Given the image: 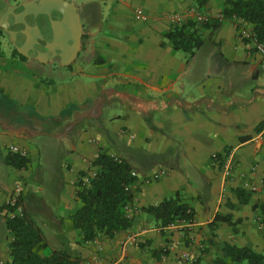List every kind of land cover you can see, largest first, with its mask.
Returning <instances> with one entry per match:
<instances>
[{
  "label": "crops",
  "instance_id": "1",
  "mask_svg": "<svg viewBox=\"0 0 264 264\" xmlns=\"http://www.w3.org/2000/svg\"><path fill=\"white\" fill-rule=\"evenodd\" d=\"M226 5L91 0L67 58L0 59V205L21 182L24 212L48 250L70 251L84 264H189L184 253L216 264V245L225 244L264 255L263 56L248 44L252 25L226 17ZM176 12L188 21L209 16L198 23L203 45L191 58L166 37ZM13 145L27 152L26 166L7 162ZM101 153L136 172L132 225L85 241L73 221L78 183ZM177 193L195 222L159 227L144 208ZM6 219L0 213V264L11 260Z\"/></svg>",
  "mask_w": 264,
  "mask_h": 264
},
{
  "label": "trees",
  "instance_id": "2",
  "mask_svg": "<svg viewBox=\"0 0 264 264\" xmlns=\"http://www.w3.org/2000/svg\"><path fill=\"white\" fill-rule=\"evenodd\" d=\"M226 17H236L253 27L258 39L264 42V0H227ZM175 49L187 52L191 57L203 45L198 22L189 20L173 26L166 34ZM14 55L27 56L16 48ZM7 162L17 167L26 166L28 159L18 153H10ZM97 174L89 184L82 178L78 183L77 199L80 207L73 216L74 226L81 230L85 241H95L102 236L113 238L132 225L128 207L134 201L132 165L116 160L111 154L101 153L95 161ZM264 213V207L261 208ZM153 214L162 228L187 227L195 222V210L184 202L181 195L164 199L157 205L144 208ZM218 220L223 219L220 216ZM8 229L13 234L11 260L6 264H84L81 258L64 249L48 250L49 244L41 228L24 213L23 216L7 218ZM221 257L216 264H228L224 258L244 264H264V255L248 247L232 244L216 245ZM167 253V252H166ZM128 264V263H121Z\"/></svg>",
  "mask_w": 264,
  "mask_h": 264
},
{
  "label": "water",
  "instance_id": "3",
  "mask_svg": "<svg viewBox=\"0 0 264 264\" xmlns=\"http://www.w3.org/2000/svg\"><path fill=\"white\" fill-rule=\"evenodd\" d=\"M77 10L66 0H30L9 5L0 1V24L9 31L16 49L41 61L63 60Z\"/></svg>",
  "mask_w": 264,
  "mask_h": 264
},
{
  "label": "built area",
  "instance_id": "4",
  "mask_svg": "<svg viewBox=\"0 0 264 264\" xmlns=\"http://www.w3.org/2000/svg\"><path fill=\"white\" fill-rule=\"evenodd\" d=\"M138 16L140 18H143L144 20H147L149 16L147 14H144L141 11H138ZM198 23H205L209 20V16L204 13H195L193 18ZM188 20L187 18L182 15L181 13H174L171 16V22L174 26L177 25H182L186 23ZM246 37L248 38V44L251 45V47L260 53L263 56V67H264V42L260 41L257 37V35L254 33V31H250L246 34ZM11 151L13 153H18L24 157L27 156V152L25 150H21L18 146H11ZM116 160L121 161L122 159L116 156H113ZM232 169V164L231 162L227 164L226 166V174L229 175ZM97 174V168L90 169L83 177L82 181L84 185H87L90 183L91 179L95 177ZM132 175L136 176V172L132 170ZM161 173L155 174L154 178H159ZM246 187H250L249 183L245 184ZM23 194V185L21 182H18L15 184L13 193L9 199V201L4 204L0 205V213L4 214L7 218H14L16 216H23L24 215V208L22 205L21 197ZM258 221L260 223V227L264 228V214L258 216ZM176 226V225H174ZM173 226V227H174ZM183 259L185 262L189 264H195L196 263V258H194L191 254L189 253H184L183 254Z\"/></svg>",
  "mask_w": 264,
  "mask_h": 264
},
{
  "label": "rangeland",
  "instance_id": "5",
  "mask_svg": "<svg viewBox=\"0 0 264 264\" xmlns=\"http://www.w3.org/2000/svg\"><path fill=\"white\" fill-rule=\"evenodd\" d=\"M9 5H15L17 1L19 0H3ZM66 2L74 3L77 10L74 13V16L76 19H79L80 24L76 25L73 30L70 33L68 43H67V50L70 52L71 47H75V36L79 32L81 25H82V13L84 6L91 2V0H66ZM15 43L9 33V31L0 24V59L5 56H14V49H15ZM71 54V53H70ZM69 56V53L64 54V58H67ZM39 60V59H38Z\"/></svg>",
  "mask_w": 264,
  "mask_h": 264
},
{
  "label": "flooded vegetation",
  "instance_id": "6",
  "mask_svg": "<svg viewBox=\"0 0 264 264\" xmlns=\"http://www.w3.org/2000/svg\"><path fill=\"white\" fill-rule=\"evenodd\" d=\"M0 1H1V2H4L3 0H0ZM24 1H30V0H19V1L16 2V4H20V3L24 2ZM16 4H15V5H16ZM73 17L76 18V17L74 16V13H73ZM26 56H27V57H31L30 54H27Z\"/></svg>",
  "mask_w": 264,
  "mask_h": 264
}]
</instances>
